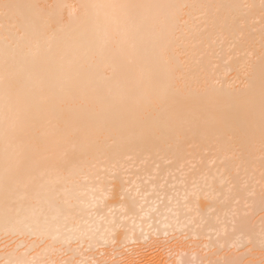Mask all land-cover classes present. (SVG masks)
<instances>
[{
    "label": "bare ground",
    "instance_id": "obj_1",
    "mask_svg": "<svg viewBox=\"0 0 264 264\" xmlns=\"http://www.w3.org/2000/svg\"><path fill=\"white\" fill-rule=\"evenodd\" d=\"M160 236L264 258V0H0V264Z\"/></svg>",
    "mask_w": 264,
    "mask_h": 264
},
{
    "label": "rangeland",
    "instance_id": "obj_2",
    "mask_svg": "<svg viewBox=\"0 0 264 264\" xmlns=\"http://www.w3.org/2000/svg\"><path fill=\"white\" fill-rule=\"evenodd\" d=\"M230 50H231V48H230ZM254 57H253V55L252 54H249L248 55V58H247V61H250V60H252ZM227 75V76H226ZM225 75V77H226V80H227V77H228V81H230L231 82V84H236V85H238V84H240L241 83V81L243 80V78L242 77H240V78H238L236 75H235V73L233 72H231V71H229L227 74ZM234 77V78H233ZM231 78H232V81H231ZM222 79V78H221ZM225 79V78H224ZM230 79V80H229ZM219 80V79H218ZM218 82H221L220 80L218 81ZM229 82V83H230ZM191 168V167H190ZM189 168V170L191 171H186L185 169H184V171H185V173H183L184 171H182V174H181V170H175V171H177V172H175V171H173V172H171V173H169L170 175L172 174V176H167V177H164L165 179H166V181H165V179L163 180V178H162V182L164 183V184H162V182H160V187H162V188H164V186H165V188H167V186L168 187H171V186H175V187H178V188H180V185L182 186V184H185V181H187L186 183L189 185V184H191V183H193V180H192V178H191V180H189L190 179V176L192 177V174L194 175V168L192 167V169H190ZM129 169V168H128ZM127 168L124 170L125 171V174H126V171L128 170ZM131 170H136L137 168H130ZM131 170H129L128 172H130ZM180 172V173H179ZM188 172H190V173H188ZM193 172V173H192ZM175 173V174H174ZM191 174L189 177H188V179H187V175L188 174ZM129 175H131L132 176V173H128ZM127 174V175H128ZM168 174V175H169ZM177 174V177H178V175L181 177H183V179H182V177L181 178H178V179H181V183L179 184V181L177 182L176 180H174V179H176L177 177H175V175ZM187 174V175H186ZM129 175L127 176V177H129ZM134 175V174H133ZM146 174H142L141 175V177L139 178L138 177V179H141L143 176V179L145 180V178H146V176H145ZM174 175V176H173ZM184 175V176H183ZM133 177V176H132ZM171 177V178H170ZM175 177V178H174ZM186 178V180H184L185 178ZM130 178V177H129ZM153 178V177H152ZM151 178V179H152ZM167 178H169V179H167ZM172 178H173V180H172ZM177 179V180H178ZM147 180V181H146ZM145 181H143L142 183L145 185V182H146V184H149L148 183V181H150V180H148V179H146ZM167 180H171V181H167ZM184 180V181H183ZM167 182L166 184H165V182ZM174 181V182H173ZM176 181V182H175ZM191 183H190V182ZM172 182V183H171ZM230 182V180H228V183ZM142 183H138V184H141L142 185ZM174 183H175V185H174ZM170 184V185H169ZM173 184V185H172ZM187 184H185V185H187ZM219 184H222V183H215V185L216 186H220V187H217V188H223L224 186L223 185H219ZM223 184H226L225 186H226V188H229V187H231L232 186V184H231V186H229L230 185V183L229 184H227V182L226 181H224V183ZM143 185V187H145ZM164 185V186H163ZM185 185H183V187L185 186ZM188 185L186 186V188H188ZM215 185H213V186H215ZM235 185V184H234ZM233 185V186H234ZM146 186H148V185H146ZM192 186L193 187H195V184L193 185H190V187L192 188ZM197 186V185H196ZM216 186H215V188H216ZM222 186V187H221ZM229 186V187H228ZM232 186V187H233ZM231 187V188H232ZM225 188V187H224ZM182 236H180L179 238L177 237V238H175V239H172V240H169V241H167L166 239V237H162V241L160 240V238H161V236L159 237V239H157V240H159L160 242H157L156 241V243L154 244V242H152V241H148V242H150L151 243V245H149V243L148 242H145V241H143L144 243H145V245H142V244H144L143 242H142V244L140 243V242H138V241H134L135 243H133V241H127V245H125L126 243H124V244H120V243H118V242H115V244L117 243V245L119 246L118 248L115 246V244H113V245H111V246H108V245H101V246H97L96 248H94V250L93 249H91V248H84L83 246L81 247V250H83V251H81L82 252V254H81V252H80V254H81V257L82 258H84L85 257V261L87 262H83V264H110V263H112V264H138L139 262H141V263H145L146 261H147V259H146V257L149 259V257L152 255V256H154L153 257V260H151L152 259V257H151V261H147V262H152V261H156L157 259L155 258V257H158L159 256V254H162V257L164 258L166 255H168L166 252H168V253H171V254H174V256H175V254L177 253V252H180L181 251V247H182V250L184 251V250H186L187 248H186V246L188 247V250H189V247H190V250H193L194 252H195V254L197 255H201V256H204L205 257V255L208 257V258H210V257H218V258H220V256L222 255L223 256V254L225 253H228L229 254V252H232L233 251V249H235L234 247L232 248V249H225V250H222V251H217V254L216 253H214V254H210L211 252H216L214 249H208L207 251L205 250H203L204 249V247H201V246H199V245H196L195 244V242H192L191 243V241H190V239H188L189 240V243H188V241H187V239L186 240H184L183 238H181ZM166 238V239H165ZM183 240V242H185V246H184V243L181 241V239ZM176 239L178 240V239H180V241H176ZM166 240V241H165ZM177 243H176V242ZM187 241V242H186ZM165 242V243H164ZM181 242H182V244H181ZM129 243H130V245H129ZM136 243H137V245H136ZM139 243L141 244V245H139ZM148 243V244H147ZM160 243V244H159ZM187 243V244H186ZM120 244V245H119ZM133 244V245H132ZM135 244V245H134ZM154 244V245H153ZM166 244V245H165ZM126 246V248H125V246ZM12 246V245H11ZM11 246H9L8 248H10ZM114 246V247H113ZM122 246V247H121ZM133 246V247H132ZM140 246H144V247H140ZM186 248H184V247ZM191 246H192V248H191ZM113 247V248H112ZM139 247V248H138ZM7 248V249H8ZM84 248V249H83ZM125 248V249H124ZM246 247L245 246H243V245H241L239 248H237L236 250H234L233 252H234V256H238L239 254H242L243 253V251H245L246 249H245ZM88 249V250H87ZM89 249H91V250H89ZM115 249H117V250H115ZM125 250V252H123V250ZM133 249H134V251H133ZM164 249V250H163ZM2 251L3 250H6L5 248L4 249H1ZM109 250V251H108ZM122 250V251H121ZM159 250H160V252H159ZM176 252H175V251ZM178 250H180V251H178ZM203 250V251H202ZM32 251V250H31ZM30 251V252H31ZM36 250H34L32 253H34ZM87 251L91 254V256H88V257H90V258H88L89 260H87V255H90L89 253H87ZM107 251H108V253H107ZM132 251V252H131ZM136 251V252H135ZM138 251V252H137ZM143 251V252H142ZM162 251H164V253L166 254V255H164L163 256V254L164 253H162ZM193 251H191L192 253H194ZM253 251H255V250H253ZM133 253L132 255H131V253ZM134 252H135V254H134ZM62 253H64V252H62ZM61 253V254H62ZM85 253H87V255L85 254ZM104 253V254H103ZM115 253H117L116 254V256H115ZM118 253H119V255H118ZM129 255H128V254ZM158 253V254H157ZM31 254V253H30ZM61 254H60V256H61ZM66 253H64V254H62V256L63 255H65ZM85 254V255H84ZM95 254V255H94ZM105 254H106V256H105ZM114 256H113V255ZM122 254H123V256L125 257V259H129V260H127V263H126V261H125V259H124V257L122 256ZM127 254V255H126ZM139 254V255H138ZM141 254H145L146 255V257H145V255H144V259H143V257H141ZM150 255L149 257H148V255ZM155 254V255H154ZM178 254V253H177ZM93 255V256H92ZM131 255V256H130ZM157 255V256H156ZM170 255V254H169ZM211 255V256H210ZM227 255V254H226ZM127 256V257H126ZM131 258H130V257ZM134 256V257H133ZM221 256V257H222ZM102 257V258H101ZM105 257V258H104ZM137 257H139V258H137ZM167 257V256H166ZM172 257H173V255L171 256V258L170 259H172ZM123 258V259H122ZM140 258H142V260H145L146 259V261L144 262V261H139L140 260ZM174 258V257H173ZM99 259V260H98ZM106 259V260H105ZM121 259H122V261H124V263L121 261ZM131 259H133V260H131ZM138 259V260H137ZM103 260H104V262H103ZM108 260V261H107ZM117 260V261H116ZM135 260V261H134ZM249 260H251V261H255L256 262V264H264V258L263 257H260V259L259 258H257V257H246V258H244V259H241L240 260V263L239 264H245L247 261H249ZM102 263H101V262ZM114 261H116V262H114ZM121 261V262H120ZM133 261V262H132ZM154 261V262H155ZM98 262H100V263H98ZM129 262V263H128ZM141 263H139V264H141Z\"/></svg>",
    "mask_w": 264,
    "mask_h": 264
}]
</instances>
